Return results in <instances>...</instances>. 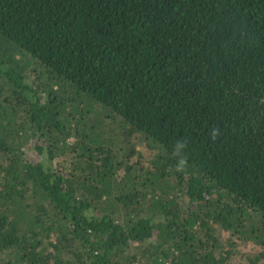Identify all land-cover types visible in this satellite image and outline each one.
Instances as JSON below:
<instances>
[{
    "label": "trees",
    "instance_id": "1",
    "mask_svg": "<svg viewBox=\"0 0 264 264\" xmlns=\"http://www.w3.org/2000/svg\"><path fill=\"white\" fill-rule=\"evenodd\" d=\"M0 264H264V0H0Z\"/></svg>",
    "mask_w": 264,
    "mask_h": 264
},
{
    "label": "clouds",
    "instance_id": "2",
    "mask_svg": "<svg viewBox=\"0 0 264 264\" xmlns=\"http://www.w3.org/2000/svg\"><path fill=\"white\" fill-rule=\"evenodd\" d=\"M220 135V130L218 128L213 127L210 130V136L213 140H215ZM186 148V144L184 141H177L173 146V153L177 157V167L182 168L185 164L184 159V150Z\"/></svg>",
    "mask_w": 264,
    "mask_h": 264
},
{
    "label": "rangeland",
    "instance_id": "3",
    "mask_svg": "<svg viewBox=\"0 0 264 264\" xmlns=\"http://www.w3.org/2000/svg\"><path fill=\"white\" fill-rule=\"evenodd\" d=\"M134 141H135L136 143H140V139L135 138ZM136 146L138 147V149H140L142 152H144V149H145L144 144H136ZM221 235H222L223 238H224V236H227V235H229V234L224 232V233H222ZM225 238H226V237H225ZM239 248H240V247H239ZM240 250L243 251L242 248H240ZM242 251H241V252L238 251V253L235 254V255L233 256L234 261H236V262H243V261H244V259H241V257H242V256H241ZM239 253H240V254H239Z\"/></svg>",
    "mask_w": 264,
    "mask_h": 264
}]
</instances>
